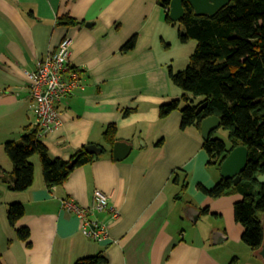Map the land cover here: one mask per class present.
I'll return each mask as SVG.
<instances>
[{
	"label": "crops",
	"instance_id": "crops-1",
	"mask_svg": "<svg viewBox=\"0 0 264 264\" xmlns=\"http://www.w3.org/2000/svg\"><path fill=\"white\" fill-rule=\"evenodd\" d=\"M61 16L76 23L59 24ZM174 25L166 22L157 0H0V155L6 165L0 169L10 175L4 145L33 132L26 73L35 71L65 37L71 38L69 63L81 69L83 88L57 103L61 127L38 140L51 159L68 160L90 145L101 149L51 188L44 185L37 156L38 162H31L34 182L24 192L9 191L2 180L7 176L0 174L6 199L0 209V264H74L98 254L105 257L104 264H263L252 250L216 256L205 246L211 236L213 245L227 242L229 227L236 244L243 243L242 227L232 220L238 198L225 195L217 202L198 190V185L210 189L222 179L220 169L207 165L201 126L200 131L182 129L179 110L159 118L162 105L183 95L172 85L169 70L177 72L175 63L189 61L196 46L180 42L182 26L173 41ZM133 37L134 46L124 50ZM182 44L190 50L174 56ZM112 124L114 142L131 146L123 160L113 159V145L103 139ZM139 140L143 146L135 147ZM176 171L179 184L173 182ZM183 175L187 188L181 192ZM96 189L109 197L105 211L89 215L105 226L99 240L84 236L79 217L60 204L71 199L91 208ZM14 202L23 206L24 215L11 227L6 212ZM189 209L198 211L195 223L185 215ZM224 210L228 227L197 226L202 215L213 212L222 219ZM17 227L28 229L30 247L17 238Z\"/></svg>",
	"mask_w": 264,
	"mask_h": 264
},
{
	"label": "trees",
	"instance_id": "trees-1",
	"mask_svg": "<svg viewBox=\"0 0 264 264\" xmlns=\"http://www.w3.org/2000/svg\"><path fill=\"white\" fill-rule=\"evenodd\" d=\"M171 0H157L169 18ZM184 15L177 22L183 27L180 42H196L195 49L184 70H169L173 86L181 89L183 95L159 108L163 119L172 111L181 113V128L193 127L200 131L201 122L216 116L219 127L229 133L230 147L219 139L202 140L208 155V166L220 169L222 162L236 147L247 150V163L239 174L240 181L234 185L232 179H221L212 188L201 185L197 188L210 198H219L240 193L241 199L234 204V220L242 227L241 241L258 254L264 238V184L257 180L264 176V0H231L212 15H196L188 3L183 2ZM59 24L73 25L76 21L69 16L57 19ZM135 38H131L124 50L131 49ZM202 98L199 101L195 99ZM183 104V106H181ZM200 108L199 112L197 110ZM116 136L114 124L103 133L104 142L112 147ZM162 140L158 141V144ZM4 151L11 163V172L2 178L11 192H24L34 182V166L31 158L39 159L43 182L46 188L61 185L70 171L84 165L94 157L81 149L68 160L51 159L46 147L33 131L22 137L20 142H7ZM74 160L72 168L68 167ZM180 171L173 174V182L179 184ZM8 179V180H7ZM187 181L181 180L180 191L187 188ZM180 197V196H178ZM202 213H207L204 209ZM24 215L23 206L14 202L8 205L6 216L11 227ZM17 238L30 247L29 231L16 228ZM102 254L81 258L74 264H104Z\"/></svg>",
	"mask_w": 264,
	"mask_h": 264
},
{
	"label": "built area",
	"instance_id": "built-area-1",
	"mask_svg": "<svg viewBox=\"0 0 264 264\" xmlns=\"http://www.w3.org/2000/svg\"><path fill=\"white\" fill-rule=\"evenodd\" d=\"M71 42V38H63L57 49L38 63L35 71L26 73L34 111L31 128L37 138L61 127L62 119L56 107L57 103L83 88L81 69L69 63ZM92 196L91 208L79 206L71 199H62L60 204L62 209L79 217L84 236L99 240L100 235L105 234V226L90 219L89 215L105 211L109 197L98 189L93 191Z\"/></svg>",
	"mask_w": 264,
	"mask_h": 264
},
{
	"label": "water",
	"instance_id": "water-1",
	"mask_svg": "<svg viewBox=\"0 0 264 264\" xmlns=\"http://www.w3.org/2000/svg\"><path fill=\"white\" fill-rule=\"evenodd\" d=\"M231 0H171L168 15L173 22H178L184 15L183 2L189 4L196 15H212L219 8L226 6ZM200 108L197 110L199 112ZM220 125V121L216 116H211L204 119L201 122V135L204 140L209 139L210 133ZM131 150V146L120 141H115L113 144V159L123 160L127 157ZM84 151L88 154L97 155L101 153V149L95 146H86ZM247 163V150L243 146L234 148L222 162L220 166V175L222 179H232L233 184L236 185L240 181L239 174L244 170ZM74 165V160L70 161L68 164L69 168ZM257 180L264 184V176L260 175ZM185 215L190 219L192 223L197 221L198 211L189 209ZM216 243V241H213ZM258 255L264 264V238L260 249L258 250Z\"/></svg>",
	"mask_w": 264,
	"mask_h": 264
},
{
	"label": "rangeland",
	"instance_id": "rangeland-1",
	"mask_svg": "<svg viewBox=\"0 0 264 264\" xmlns=\"http://www.w3.org/2000/svg\"><path fill=\"white\" fill-rule=\"evenodd\" d=\"M179 28H182L179 23H176L174 25V27L172 28V31H174L173 35L175 37V39H172L173 41L174 40L175 41L178 40L177 33H178ZM188 43L196 44V42L194 40H190ZM192 44H189V45H192ZM188 50H190V46H186L185 44H182L181 48L174 49L173 50L174 52H172V54H174V56H176V57H178L180 54H182V56H184V54H186L185 51H188ZM187 64H188V61L180 60V61L175 63V65H174L175 69L174 70H176V71L184 70L186 68ZM201 99L202 98H198V99H195V101L197 102V101H199ZM181 106H183V104H181ZM152 134H156V131L153 130ZM211 138H216V139L221 140L226 145L227 148H229L230 145H231L230 144V140H229L228 131L224 130V129L220 128V127H218L212 133V137ZM17 142H19V141H17ZM143 144H144V142H141L140 140H139V142L135 141V147H139V145L143 146ZM3 151H4V147H3ZM3 154H4V157L6 159H8L5 151L3 152ZM30 160H31L32 163H33V161L34 162H38L37 157H32ZM8 161H9V159H8ZM0 164H2V166L4 168H6V165H3V161H2L1 155H0ZM2 168L0 169V174H4L6 176H9V172L8 171L5 172L4 169H2ZM0 186H1V188H0V209L2 210V207H4V205L6 204L5 203L6 199H5V196H4V189H5L4 187L5 186H2V184H0ZM232 196L238 198L237 200H234V202L240 200L241 197H242V195L240 193H232V194L226 195L224 198L228 199V198H232ZM207 198L209 200H212V201H217L219 199L223 200L222 198H210V197H207ZM220 205H223V204H220ZM224 213H225V216L222 219L219 218V217L217 218L214 215H211V214H213V212H210V214H208V215L207 214L206 215H202L200 217V220L197 223V226L200 229H202V228H211V227L218 228V226H223V227L227 226L228 227V224L226 223L227 222V212H226V210H224ZM233 217H234V214L232 213V220H233ZM228 231H229V234H230V239L227 242L224 241L222 243L213 245V240L211 242L212 236H211L210 240L208 239V241L205 244V246L206 245L208 246L207 248H208L209 252H211L212 254H214L216 256L217 255H219V256H226V255L229 256L230 253L233 254L234 256H241V255H243L244 251H247L248 253H251V250L245 244H243L241 242H238V243H241L240 245L236 244L235 234H234L233 230L230 227L228 228ZM220 247H222V248H220ZM244 249H246V250H244ZM229 260L231 262L233 261V259L232 260L229 259Z\"/></svg>",
	"mask_w": 264,
	"mask_h": 264
}]
</instances>
